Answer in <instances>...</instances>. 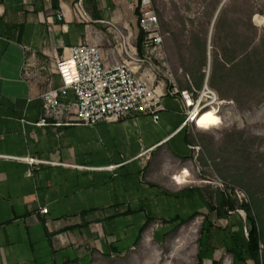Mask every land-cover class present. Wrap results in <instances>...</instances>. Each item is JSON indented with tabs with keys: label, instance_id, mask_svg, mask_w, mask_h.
I'll return each mask as SVG.
<instances>
[{
	"label": "crops",
	"instance_id": "1",
	"mask_svg": "<svg viewBox=\"0 0 264 264\" xmlns=\"http://www.w3.org/2000/svg\"><path fill=\"white\" fill-rule=\"evenodd\" d=\"M75 1L0 0V264H97L134 248L153 220L165 224L145 231V243L161 244L199 217L229 219L216 217L214 191L208 194L209 185L198 180L189 149L193 127L183 124L182 102L174 97L163 98L156 122L134 113L114 123L37 125L43 85L23 76L30 52L47 59L87 39L112 62L108 27H135L128 7L134 0H82L93 20L89 26L75 20ZM59 9L65 13L61 22L54 16ZM51 24L60 27L50 30ZM97 221L102 237L91 230ZM217 230L206 240L203 264L224 249ZM64 232L73 244L55 242Z\"/></svg>",
	"mask_w": 264,
	"mask_h": 264
},
{
	"label": "rangeland",
	"instance_id": "2",
	"mask_svg": "<svg viewBox=\"0 0 264 264\" xmlns=\"http://www.w3.org/2000/svg\"><path fill=\"white\" fill-rule=\"evenodd\" d=\"M152 7L164 36L168 61L164 70L179 88L188 86V77L196 88L200 74L205 78L208 73L209 82L216 62L241 60L248 52L259 58L264 56V0H152ZM218 97L221 103L214 107L222 123L210 130L193 126L194 141L201 146L202 167L195 173L200 183L219 178L242 190L249 203L255 201L264 264V86L247 91L236 102L232 97ZM211 190L215 191L209 185L206 192ZM236 204L228 222H209L205 216L199 217L189 225L175 228L161 244L144 241L147 232L160 231L165 224L161 219L153 220L134 248L97 264H197L198 247L205 246L213 228L230 225L234 234L244 223L245 213L241 204ZM217 256L223 264L231 261L225 249Z\"/></svg>",
	"mask_w": 264,
	"mask_h": 264
},
{
	"label": "built area",
	"instance_id": "3",
	"mask_svg": "<svg viewBox=\"0 0 264 264\" xmlns=\"http://www.w3.org/2000/svg\"><path fill=\"white\" fill-rule=\"evenodd\" d=\"M128 7L136 17L134 29L124 27L122 30L114 25L108 27L114 39L110 49L112 62L103 56L98 44L87 39L77 45L63 47L60 55L54 51L48 53L47 59L37 60L35 52H30L23 64V76L43 85L40 95L42 115L37 125H93L99 121L114 123L134 113L150 116L156 122L164 110L163 98L171 96L182 102L185 115L183 124L197 127L198 120L194 121L193 118L221 103L209 85L208 73L200 89L193 86L189 77L190 88L181 89L171 74L164 70L168 67L164 36L152 0L130 1ZM72 13L75 20L85 26L93 23L82 0L73 3ZM54 16L59 22L65 19L62 9L56 10ZM55 27L60 25H49L50 30ZM140 32L143 33L141 48L138 46ZM55 77L58 83H55ZM69 93L72 94L71 98ZM189 149L195 170L200 172L201 146L193 143ZM23 159L29 164L34 163L33 158ZM204 181L215 191L223 192L240 204L248 202L242 190L232 188L219 178ZM40 212L46 214L48 210L43 207ZM91 230L103 236L100 221L94 222ZM54 237L60 246L74 243L67 232Z\"/></svg>",
	"mask_w": 264,
	"mask_h": 264
},
{
	"label": "trees",
	"instance_id": "4",
	"mask_svg": "<svg viewBox=\"0 0 264 264\" xmlns=\"http://www.w3.org/2000/svg\"><path fill=\"white\" fill-rule=\"evenodd\" d=\"M142 37L143 33L140 32L138 37V46L140 48ZM203 49L205 50V46ZM230 74L234 75V77H229ZM203 80L204 75L200 74L196 82V89L201 88ZM209 84L219 96L232 97L235 102L238 101L239 97L243 96L247 91H252L264 86V56L259 58L248 52L241 60L232 59L224 60L222 63L216 62L209 78ZM186 88H190L189 84ZM228 93H236L237 96H228ZM212 197L215 203L212 208L217 218H228L230 215L229 212L237 208L235 200L221 191H214ZM255 205L256 203L254 200L250 203L245 202L240 205L245 213V219L236 233L231 234L230 225L220 229L217 228L216 236L222 242V247L232 256V264L246 263L247 261H251L253 264H263L261 250L263 238L259 222L254 212ZM186 221L187 220H181L180 223ZM143 229H141V231ZM140 234L138 240L141 237ZM210 237L211 234L209 232L208 239H210ZM209 249V242L206 243L204 248H199L196 255L197 264H203V261L207 258L205 252ZM213 251L212 254L217 253L218 249ZM210 261V264H222V259L219 256H217V258H211Z\"/></svg>",
	"mask_w": 264,
	"mask_h": 264
},
{
	"label": "bare ground",
	"instance_id": "5",
	"mask_svg": "<svg viewBox=\"0 0 264 264\" xmlns=\"http://www.w3.org/2000/svg\"><path fill=\"white\" fill-rule=\"evenodd\" d=\"M209 56H210V52H209ZM193 120H198L196 123L197 128L200 129H204V130H210L212 128H215L217 126H219L222 123V119L220 117V115L218 114V111L215 109V107L213 108H208L206 110H204L203 112L197 114ZM186 175H188V171H183ZM175 180L178 183H182L185 182V178L183 176L180 175H176Z\"/></svg>",
	"mask_w": 264,
	"mask_h": 264
},
{
	"label": "water",
	"instance_id": "6",
	"mask_svg": "<svg viewBox=\"0 0 264 264\" xmlns=\"http://www.w3.org/2000/svg\"><path fill=\"white\" fill-rule=\"evenodd\" d=\"M216 16V14H215ZM208 41H209V38H208ZM207 56H208V64H209V47H208V50H207Z\"/></svg>",
	"mask_w": 264,
	"mask_h": 264
}]
</instances>
